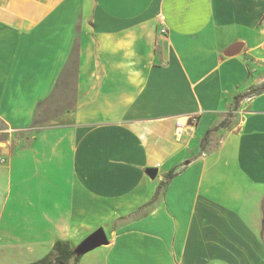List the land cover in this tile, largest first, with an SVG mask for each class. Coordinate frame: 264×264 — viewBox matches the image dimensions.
Masks as SVG:
<instances>
[{
	"label": "crops",
	"instance_id": "1",
	"mask_svg": "<svg viewBox=\"0 0 264 264\" xmlns=\"http://www.w3.org/2000/svg\"><path fill=\"white\" fill-rule=\"evenodd\" d=\"M260 84L264 0H0V264H264Z\"/></svg>",
	"mask_w": 264,
	"mask_h": 264
},
{
	"label": "trees",
	"instance_id": "2",
	"mask_svg": "<svg viewBox=\"0 0 264 264\" xmlns=\"http://www.w3.org/2000/svg\"><path fill=\"white\" fill-rule=\"evenodd\" d=\"M263 91H264V84H260L258 86H251L242 94L237 95L235 97V101H239L241 98L250 97L252 95H255ZM222 124L223 121L220 123V125ZM206 139L207 136L203 138V143ZM202 146H204V144ZM173 175H174V171L173 170L169 171L165 175V181H163L158 188L165 187L167 182L173 177ZM159 190H157L155 194V198H157L159 194ZM74 249L75 246L72 245L69 241L58 239L53 243L52 249L49 253H47L45 256L41 257L40 259L33 261L31 264H68L70 259H72V264H77L80 255H77Z\"/></svg>",
	"mask_w": 264,
	"mask_h": 264
},
{
	"label": "water",
	"instance_id": "3",
	"mask_svg": "<svg viewBox=\"0 0 264 264\" xmlns=\"http://www.w3.org/2000/svg\"><path fill=\"white\" fill-rule=\"evenodd\" d=\"M147 175L154 179L157 176L158 169L156 167H149L145 171ZM108 239L103 228L99 227L85 237L75 246V253L77 255H83L101 245L107 244Z\"/></svg>",
	"mask_w": 264,
	"mask_h": 264
},
{
	"label": "rangeland",
	"instance_id": "4",
	"mask_svg": "<svg viewBox=\"0 0 264 264\" xmlns=\"http://www.w3.org/2000/svg\"><path fill=\"white\" fill-rule=\"evenodd\" d=\"M67 88V87H66ZM66 88H63L64 89V91H62V87L59 89V87H58V89H57V91L55 92V95H54V97L51 99V100H49L46 104H45V107H43V108H41V113H39V116L40 115H42L43 114V109L44 110H53V112H55L56 113V111L57 110H61L63 107H62V105H63V102L64 101H68V99H69V93L70 92H68V91H66ZM62 93L64 94V95H62ZM67 106H68V102H67ZM50 114L49 115H44L45 117L47 116V117H50V116H54V115H52V113L51 112H49ZM56 116V115H55ZM159 175H161L162 173H163V169H159ZM103 229H104V231H105V233L107 234V235H109V232H110V229L107 227V226H105V227H103ZM88 235V234H87ZM87 235H84L83 236V238H85ZM80 242V241H79ZM78 242V243H79ZM78 243H76V245L78 244ZM75 245V246H76ZM103 247L104 246H99V247H97V248H95V249H93L92 251H89V252H87L86 254H84V256L82 255V256H80V258H82L83 260L82 261H85V259H86V257H88V255H91V254H93V253H97V252H99V251H101V249H103ZM79 258V259H80ZM68 264H72V259H70L69 260V263ZM94 264H101V262H99V263H94Z\"/></svg>",
	"mask_w": 264,
	"mask_h": 264
},
{
	"label": "built area",
	"instance_id": "5",
	"mask_svg": "<svg viewBox=\"0 0 264 264\" xmlns=\"http://www.w3.org/2000/svg\"><path fill=\"white\" fill-rule=\"evenodd\" d=\"M162 31H164V30H162ZM4 162H5V157H3L2 155H0V164H3Z\"/></svg>",
	"mask_w": 264,
	"mask_h": 264
}]
</instances>
